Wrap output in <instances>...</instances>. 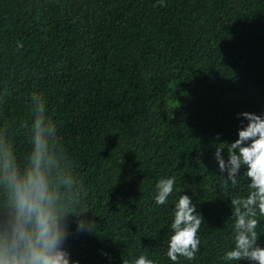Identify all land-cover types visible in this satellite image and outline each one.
<instances>
[{
	"label": "trees",
	"instance_id": "1",
	"mask_svg": "<svg viewBox=\"0 0 264 264\" xmlns=\"http://www.w3.org/2000/svg\"><path fill=\"white\" fill-rule=\"evenodd\" d=\"M164 5L0 0V135L22 162L31 95H41L68 156L55 146L61 168L83 184L96 222L93 234L67 242L79 264H130L142 254L173 264L166 252L184 194L204 223L196 258L178 264H225L233 244L230 199L246 196L249 181L242 169L237 185L219 188L213 157L216 144L238 138L239 113L264 114V0ZM183 95L191 98L174 103ZM173 176L168 203L156 205V182Z\"/></svg>",
	"mask_w": 264,
	"mask_h": 264
},
{
	"label": "clouds",
	"instance_id": "2",
	"mask_svg": "<svg viewBox=\"0 0 264 264\" xmlns=\"http://www.w3.org/2000/svg\"><path fill=\"white\" fill-rule=\"evenodd\" d=\"M158 3L165 6L164 0ZM31 104L33 119L27 126L30 148L22 162L7 138L0 135V264H79L72 259L67 242L74 235L93 234L96 222L86 215L83 184L68 169L61 168L55 146L60 145L67 154L56 125L46 115L41 95L32 93ZM239 117L243 119L238 138L216 144L213 157L221 173L219 188L226 191L230 185H237L242 169L249 181L246 196L230 199L233 244L221 260L225 264H264V247L259 242L264 232L257 231L260 218H264V114L243 112ZM175 179L160 178L156 182V205L168 203ZM173 215L166 256L178 264L181 257L196 258L201 244L198 232L204 221L186 194L174 204ZM130 264L155 262L142 254Z\"/></svg>",
	"mask_w": 264,
	"mask_h": 264
},
{
	"label": "rangeland",
	"instance_id": "3",
	"mask_svg": "<svg viewBox=\"0 0 264 264\" xmlns=\"http://www.w3.org/2000/svg\"><path fill=\"white\" fill-rule=\"evenodd\" d=\"M184 97V98H183ZM189 98H191V96L189 97V95H183L179 98H177L174 103H185L189 100Z\"/></svg>",
	"mask_w": 264,
	"mask_h": 264
}]
</instances>
